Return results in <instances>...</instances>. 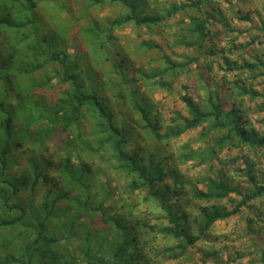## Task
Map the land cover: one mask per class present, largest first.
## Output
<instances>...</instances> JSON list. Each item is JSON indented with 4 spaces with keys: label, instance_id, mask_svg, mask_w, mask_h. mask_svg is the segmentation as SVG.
<instances>
[{
    "label": "trees",
    "instance_id": "1",
    "mask_svg": "<svg viewBox=\"0 0 264 264\" xmlns=\"http://www.w3.org/2000/svg\"><path fill=\"white\" fill-rule=\"evenodd\" d=\"M58 2L70 15L66 25L83 23L76 39L86 45L97 64L109 62L110 73L98 78L85 64V55L68 52L70 38H66L67 29L62 30L63 22L57 34L42 35L40 7L57 8ZM110 8L119 12L91 17L96 10ZM189 10L198 13L190 18L191 32L207 38L209 21H216L209 0L173 3L163 11L156 10L152 0H0V264H72L74 250L89 264H151L148 246L154 234L178 242V251L165 250L167 260L197 264L195 255L201 252L204 261L228 264L233 253L224 260L227 248L206 250L202 244L217 222L263 198L264 186L254 184L251 177L253 191L241 195L232 211L217 205L204 207L191 221L183 199L185 189L204 203H220L232 194L240 195L239 191L221 176L208 178L206 190L188 187L183 174L162 158L159 141L170 142L207 126L218 134L224 132L211 152L199 155L207 162L215 159L218 148L234 142L264 146V139L257 140L246 129L248 121L241 109L233 106L226 111L216 93L205 105L188 94L182 96L188 117H181L180 124L162 125L151 101L126 73L119 54L110 51L117 43L116 32L129 27L163 28ZM213 12L218 14L219 9ZM141 46L146 52L161 49L153 41H143ZM163 59L165 68L153 77L158 79L156 84L169 88L176 76L199 63V59L180 63L166 53ZM240 68L254 67L245 62ZM167 76L172 80L168 82ZM127 113L139 116L140 130L127 126ZM89 120L98 145L86 139L84 125ZM137 144L147 146L137 148ZM196 158V154L190 157ZM110 168L130 178V191L145 192V202L165 216L150 223L136 218L131 206L122 204L117 211L114 206L119 202H113L110 188L99 179ZM247 222L254 233L253 220ZM261 260L264 263L263 254Z\"/></svg>",
    "mask_w": 264,
    "mask_h": 264
},
{
    "label": "rangeland",
    "instance_id": "2",
    "mask_svg": "<svg viewBox=\"0 0 264 264\" xmlns=\"http://www.w3.org/2000/svg\"><path fill=\"white\" fill-rule=\"evenodd\" d=\"M152 2L155 3L156 10L163 11L173 3L185 4L187 0H152ZM58 4L57 8L48 5L40 7L39 22L42 35L57 34L58 25L63 22L62 30L67 29L66 38L67 36L70 38V41L66 42L68 52L85 55V64L98 78L110 73L112 70L110 63L97 64L96 57L91 55L86 45L76 39L83 23L66 25L70 15L65 12L66 8L61 2ZM82 6V4L79 6L81 10ZM116 9L110 8L102 12L96 10L91 13V17L95 19L97 15L100 18L113 16L117 11L119 12V9L117 11ZM213 9H219V13H214ZM209 10L215 15L216 21H209V34L203 40L191 32L190 18L197 17L198 13L189 10L179 13L163 28L129 27L116 32L117 43L110 51L114 55L119 54L118 59L123 60L127 66L126 73L136 80L135 86L148 101H151L153 111L162 125L180 124L181 117H188L182 96L188 94L205 105L207 98L216 93L222 99L226 111L231 110L233 106L241 109L245 120L248 121L246 129L255 135L257 140L264 139V64H262L264 63V0H209ZM143 41H153L159 44L161 49L146 52L141 46ZM165 53L180 63L199 59V63L194 62L189 66L190 71L176 76L171 88L156 84L158 79L153 77L165 68L163 59ZM245 62L254 68L240 70L242 69L240 66ZM198 64L202 66L200 69ZM47 69L51 70V67ZM165 79L168 82L172 80L169 76ZM48 96L54 98L55 93H49ZM108 96H112V93H108ZM127 120L128 127L140 130L141 121L137 114L127 113ZM93 127L91 120L84 125L86 139L98 145V141L95 142L92 136ZM223 133L211 131L207 126L191 130L170 142L159 141L158 147L162 151V158H165L166 164L175 166L183 174L189 182L188 187L195 186L206 190L209 185L208 178L217 180L221 176L227 184L239 191L240 195L232 194L230 198L220 203H204L195 200L189 189H185L187 194L185 192L183 199L186 204L185 209L192 213L191 221L198 214V210L204 207L217 205L232 211L241 201V195L253 191L254 184L264 186V146L250 147L234 142L233 146L226 145L216 149L214 160L202 162V157L199 155L211 152L210 150L215 147V139ZM54 137L58 138V135L54 134ZM145 146L147 144L136 145L137 148ZM52 149L50 147L46 155ZM102 152L103 150L100 151ZM192 154L198 155V158L191 160ZM105 167L109 165L105 164ZM251 177L255 180L254 184L250 180ZM99 179L110 188L113 202H119V205L114 206L118 207L117 211L122 204L126 208L131 206L136 218H143L150 223H155V220L157 222L165 216L159 208L145 202V192L130 191L131 180L123 173L110 168L107 175H100ZM168 183H171V180ZM110 205V202L107 203L108 208ZM249 205L242 208L238 215L217 222L202 247L206 250H210L211 247L215 250L227 248L224 251V260H228L229 254L233 253L228 264H264L261 260L262 254L264 255V197L254 200ZM249 219L254 222L251 226L255 230L254 233L249 232L247 222ZM169 248L178 251V242L154 234L148 246V251L152 250L149 251L151 264H193L194 261L191 260L180 262L167 260L164 252ZM235 251L241 253L242 257L239 258ZM195 257L197 264L215 263L214 258V263L212 259L204 261L201 252H197ZM72 264L89 263L77 250H74Z\"/></svg>",
    "mask_w": 264,
    "mask_h": 264
}]
</instances>
